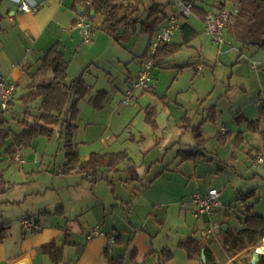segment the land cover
I'll list each match as a JSON object with an SVG mask.
<instances>
[{
	"label": "rangeland",
	"instance_id": "rangeland-1",
	"mask_svg": "<svg viewBox=\"0 0 264 264\" xmlns=\"http://www.w3.org/2000/svg\"><path fill=\"white\" fill-rule=\"evenodd\" d=\"M190 1L214 11L218 0ZM141 2L140 20H145L150 8L156 5L167 14H176L175 0ZM226 7L231 8L232 4ZM189 21L199 36L156 62L152 89L135 90L132 96H127V92L133 89L142 63L153 55L149 35L140 24L122 45L113 38L98 41L90 53L96 63L86 72L80 68L78 54H67L71 63L68 81L84 73L91 86L89 94L78 103L72 121L77 128L71 139L82 161L97 154L101 163L95 174L97 181L79 172L61 173L67 162L66 127L59 126L52 137L37 138L31 147L23 148L19 154L23 164L12 161L3 151L0 171H4L7 189L0 194V222L11 225L7 249L15 244L10 236L18 240L23 237L26 230L22 219L35 221L46 204L57 209L64 203L73 215L72 208L79 200L96 198L114 203L121 199L125 202L117 208L121 218L140 228L148 221L149 229L161 231L158 243L167 238L172 228L173 232L181 229L182 233L184 228L200 227L202 220H196L182 204L211 189L222 192L223 208L213 217L208 216L207 221L226 222L233 230L242 229L245 208L238 199L252 191L256 195L249 201L251 210L264 216V164L258 170L253 169L249 157L250 151H264V140L259 134L245 132L246 120L258 119L259 108L255 103L264 101L251 62L254 49L243 48L231 38L223 45L216 44L199 17L193 14ZM99 31L96 29L94 34ZM173 42L181 44V34ZM261 70L264 68L258 71ZM100 90L107 95L101 99V105H94L90 100ZM16 105L7 112V117L13 130L20 133L24 129L18 122L23 120L27 106L20 101ZM69 106L70 103L65 114L71 118L67 114ZM31 107L33 115H38L37 107ZM29 121L32 123L33 119ZM239 132H245L246 140L236 147L234 141ZM224 133H227L225 141L221 136ZM189 155L191 160H184ZM114 163L118 170L108 166ZM134 173L142 180L132 179ZM108 212L111 214L112 209ZM88 216L89 213H84L71 220L69 227L76 237L78 231L89 228L85 222Z\"/></svg>",
	"mask_w": 264,
	"mask_h": 264
},
{
	"label": "crops",
	"instance_id": "crops-1",
	"mask_svg": "<svg viewBox=\"0 0 264 264\" xmlns=\"http://www.w3.org/2000/svg\"><path fill=\"white\" fill-rule=\"evenodd\" d=\"M37 1L40 3L38 11L28 13L22 12L11 1L0 0V79L2 78L6 82L14 83L16 86L13 109L17 106L18 98L27 92L26 86L31 84L36 78L35 74L42 66V59L46 52L54 45L58 46L65 58L67 54H71L72 56L78 54L80 68L86 72L91 64L94 65L96 63L93 55L90 53L95 49L98 41H105L106 39L112 41V37L101 30L93 34L89 42L84 40L76 24L83 18L85 7L80 6L77 0ZM221 1H226V6H228V3H231L228 0H218L216 4ZM160 8L163 10L161 14L163 22L159 25L158 31L170 16V14L165 13V10L161 6ZM199 8L204 9L200 6ZM207 12L216 13V5L214 11ZM97 24L98 26L100 25L98 20ZM184 24L188 26L184 29L180 27L175 36L181 34L183 38L181 44H185L186 40H188V44L184 45L188 46L190 42L199 36V33L190 23L189 18L182 19L181 26ZM204 25L207 32L205 22ZM155 35L151 38L149 37V44H151ZM171 43L180 44L174 43L173 39ZM252 52L251 62L253 68L257 71L258 90L264 93V71H258L264 68V49H254ZM82 53L84 54L83 56L81 55ZM139 62L142 63L143 61L140 59ZM81 76L84 78V73ZM50 78L51 74L49 73L46 77L39 78L37 82L49 81ZM261 103H264V101H257L255 106L259 108ZM255 121H260L261 129L264 130V121L259 115V109L258 119ZM255 121L246 120V133H253L248 131V122ZM245 132L237 134L234 141L236 147L245 142ZM241 135H243L242 140H240ZM259 135L264 140V135ZM221 136L224 141L227 139V133ZM255 154L251 151L249 152L251 162ZM191 158L189 155L184 160H191ZM12 161H17L16 157ZM132 179L142 180L138 173H134ZM122 203L125 202L121 199L116 200L114 203L106 201V199L100 201L96 198H94V201L79 200L72 208L73 215H70V211L64 203H61L57 209H53L54 207L52 208L46 204L42 206L41 214L35 220L39 224L40 230L36 232L25 231L23 237L19 240L18 238L15 239L14 236H10L12 237L10 239L15 244L9 249H7L9 241V235L7 234L4 241L0 244V264H20L23 261L29 264H110V259L119 258L124 259V264H172L178 263V261L181 264H254L253 255L256 252L260 256L264 255V253L259 251V247L264 245V237L259 239L257 245L250 246L241 251L235 252L231 248L229 249L225 244V234L230 229L233 232L237 229L233 230L231 225L226 222H215L218 226L215 234L210 239H207L204 236V230L208 223V216L198 219V221L202 220V222L197 229L194 227L184 228L185 230L180 233L181 229L173 232L172 228L170 233L166 234L167 238H161V242L158 243L161 231L149 229L148 221L143 225L144 228H140L133 225L130 220L126 221L121 218V211L117 208ZM109 209H112L111 214L108 212ZM190 210L188 209L187 211ZM92 212L99 214L97 216H95L96 214L91 215L90 213ZM84 213H89L90 215L88 216L90 220L87 219L85 221L88 223L89 228L78 231L80 233L76 237L74 231L69 227L70 222L73 218H79ZM253 214L256 213L253 212ZM3 223L0 222V225ZM225 225L228 226L227 231L223 230V226ZM95 227H100L104 236L89 239L91 230ZM195 230L201 232L202 235L196 234ZM218 233L221 235L219 236ZM66 235H68L67 239ZM188 238L199 240L200 250L193 259H189L187 251L181 247V243L187 241ZM112 240L114 242L110 245ZM165 241L167 243H163ZM109 246H111V249L107 252V247ZM164 249H169L172 252V256H162L161 252ZM247 257H249V260H246ZM256 264L260 263L257 261Z\"/></svg>",
	"mask_w": 264,
	"mask_h": 264
},
{
	"label": "trees",
	"instance_id": "trees-1",
	"mask_svg": "<svg viewBox=\"0 0 264 264\" xmlns=\"http://www.w3.org/2000/svg\"><path fill=\"white\" fill-rule=\"evenodd\" d=\"M228 1L232 3V7L238 9V12L231 14L229 24L225 29V38L236 40L243 48L264 49V0ZM77 3L85 7L83 18L92 23L98 20L100 22L98 29L111 36L121 45L128 40L132 34L131 31L137 28L138 24L141 25L142 31L151 38L157 33L159 25L163 22L161 16L163 10L160 6L150 8L147 18L144 21L140 20L138 14L141 10V0H77ZM226 3V1L218 2L216 4L217 11L219 10L218 4L226 6ZM93 11L96 12L94 17H92ZM210 13L213 12H207L199 6L193 9V14L204 22ZM187 26L184 24L181 29ZM188 42L186 40L185 44L169 43L160 48L151 56L154 67H156V62L174 54ZM69 65V61L60 52L57 45L46 52L42 59V66L35 74L37 79L35 78L31 84L27 85V92L18 98V101L27 106L23 120L18 122L23 126L24 131L15 132L7 117V112L13 111L14 97L5 110L0 107V157L5 151V154L13 160L23 148L31 147L35 139L45 136L52 137L55 129L62 126L67 128L65 144L67 162L61 173L70 175L79 172L85 174L87 178H92V181H97L95 174H97L101 164L100 160L97 159V154H93L85 162L82 161L79 149L71 139L74 129L77 128L72 121L78 112V103L89 94L90 86L82 76L69 82ZM49 73L51 74L49 81L37 82L39 78L46 77ZM105 95L107 92L100 90L97 96L92 97L90 101L94 105H101L100 101ZM37 102L38 104H36ZM68 103L70 106L67 109V114L70 113L71 118L65 114ZM31 105L37 107L35 108L39 111L38 115H33L34 108ZM259 115L264 121V103L259 106ZM29 118L33 119L32 123ZM152 122L156 124V121ZM260 124V121L248 122V131L264 135V130L261 129ZM242 139L243 135L240 136V140ZM108 166L111 169H117L115 163ZM6 186L4 171H0V194L6 191ZM254 195L255 192L252 191L241 194L238 199L245 208L246 217L242 222L244 228L234 232L230 229L225 234L226 246L235 252L257 245L259 239L264 237V217L253 214L252 206L249 204ZM10 228V223L0 225V244L6 238ZM67 238L68 235H66ZM181 247L187 251L189 259H193L200 250L199 240L188 238L187 241L181 243ZM108 251L109 247H107ZM161 253L164 257L172 256L169 249H164ZM123 261V258L110 259V264H124ZM258 263L264 264V255L259 257Z\"/></svg>",
	"mask_w": 264,
	"mask_h": 264
},
{
	"label": "built area",
	"instance_id": "built-area-1",
	"mask_svg": "<svg viewBox=\"0 0 264 264\" xmlns=\"http://www.w3.org/2000/svg\"><path fill=\"white\" fill-rule=\"evenodd\" d=\"M15 3L22 12H36L40 7V3L37 0H7ZM176 2V14L170 15L167 18L166 23L156 33L152 40V51L155 54L160 48L171 43L175 34L181 27L182 19L190 18L193 15L194 7L198 6L195 2L190 0H175ZM219 10L216 13H210L206 20V27L208 34L213 38L214 43L223 45L226 42L225 29L229 24V20L232 13H237V8H227L221 4H218ZM76 27L80 31L86 42H89L98 29L97 22L92 23L86 18H82L76 24ZM154 69V63L152 59L144 61L142 67L133 82V89L127 92V96H132L135 90L148 91L152 89V72ZM16 86L14 83H9L0 79V107L5 110L10 101L14 97ZM16 160L21 164L24 163L21 155L16 156ZM264 164V151L257 152L252 160V168L258 169ZM222 192L216 189H211L207 194H195L190 202H184L182 208L184 210L191 209L193 216L196 220L203 218L204 216L212 217L218 210L223 208L221 204ZM23 228L26 231L36 232L40 230V226L37 222L30 220L29 218H23L21 221ZM217 224L208 221L204 230V236L210 239L217 228ZM98 236H104L100 227H95L91 230L89 239L96 238ZM113 240L110 245L113 244ZM111 249V246H109Z\"/></svg>",
	"mask_w": 264,
	"mask_h": 264
},
{
	"label": "water",
	"instance_id": "water-1",
	"mask_svg": "<svg viewBox=\"0 0 264 264\" xmlns=\"http://www.w3.org/2000/svg\"><path fill=\"white\" fill-rule=\"evenodd\" d=\"M80 10H81V8H80ZM81 11H82V10H81ZM95 13H96L95 11L92 12V17L95 16ZM227 229H228V226H227V225L223 226V230H224V231H227ZM259 256H260V255H259L258 252H256V253L253 255V257H254V262H253V263H254V264H256L257 261L259 260Z\"/></svg>",
	"mask_w": 264,
	"mask_h": 264
},
{
	"label": "bare ground",
	"instance_id": "bare-ground-1",
	"mask_svg": "<svg viewBox=\"0 0 264 264\" xmlns=\"http://www.w3.org/2000/svg\"><path fill=\"white\" fill-rule=\"evenodd\" d=\"M259 251L262 252V253H264V245L261 246V247H259ZM20 264H29V263L26 262V261H23V262H21Z\"/></svg>",
	"mask_w": 264,
	"mask_h": 264
}]
</instances>
